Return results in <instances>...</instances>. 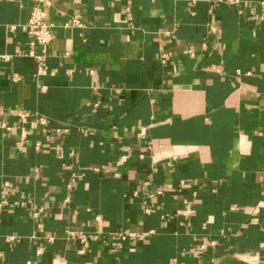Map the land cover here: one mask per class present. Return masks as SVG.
Instances as JSON below:
<instances>
[{
    "label": "crops",
    "instance_id": "obj_1",
    "mask_svg": "<svg viewBox=\"0 0 264 264\" xmlns=\"http://www.w3.org/2000/svg\"><path fill=\"white\" fill-rule=\"evenodd\" d=\"M229 1L44 0L42 47L0 0V264H264V0Z\"/></svg>",
    "mask_w": 264,
    "mask_h": 264
},
{
    "label": "built area",
    "instance_id": "obj_2",
    "mask_svg": "<svg viewBox=\"0 0 264 264\" xmlns=\"http://www.w3.org/2000/svg\"><path fill=\"white\" fill-rule=\"evenodd\" d=\"M32 3V6L30 7V14L28 22L24 25L23 30L31 37V44L32 45H39L42 47H47L53 40L54 35L52 31V24L49 23L48 15L46 11L43 9V1L44 0H28ZM229 3H234L232 0L229 1ZM263 7V15H264V5ZM126 12L128 13V21H131L130 17V9L127 7ZM72 26L75 27H81L83 25L81 17L79 15H75L71 22ZM46 54V51L43 50V54L39 55L37 57L38 59V68L39 71H43L46 68L45 62H44V56ZM168 54L162 55V62L165 63L168 58ZM4 60H9L10 56L3 55L1 56ZM20 117V120L25 124L28 121L29 114L27 112H21L18 115ZM44 119H40V123L44 124ZM25 136L24 134L22 137ZM5 205V202H0V212L2 211L3 207ZM149 213V210L146 211ZM148 233H139V232H121L118 233V237L121 240H127V239H136V240H142L144 239ZM77 238L84 242L87 238L85 234H79ZM15 237H10L8 240L13 241L15 240ZM214 244V241L211 242ZM204 249V247H200L199 249ZM197 253V252H196Z\"/></svg>",
    "mask_w": 264,
    "mask_h": 264
}]
</instances>
